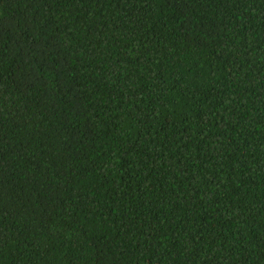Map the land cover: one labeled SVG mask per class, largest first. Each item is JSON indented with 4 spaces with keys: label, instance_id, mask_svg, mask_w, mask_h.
I'll return each instance as SVG.
<instances>
[{
    "label": "trees",
    "instance_id": "1",
    "mask_svg": "<svg viewBox=\"0 0 264 264\" xmlns=\"http://www.w3.org/2000/svg\"><path fill=\"white\" fill-rule=\"evenodd\" d=\"M0 264H264V0H0Z\"/></svg>",
    "mask_w": 264,
    "mask_h": 264
}]
</instances>
